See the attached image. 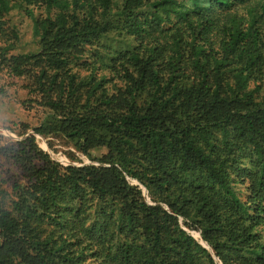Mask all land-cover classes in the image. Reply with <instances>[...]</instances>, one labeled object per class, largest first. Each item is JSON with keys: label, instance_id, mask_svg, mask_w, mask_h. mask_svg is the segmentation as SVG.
I'll use <instances>...</instances> for the list:
<instances>
[{"label": "trees", "instance_id": "trees-1", "mask_svg": "<svg viewBox=\"0 0 264 264\" xmlns=\"http://www.w3.org/2000/svg\"><path fill=\"white\" fill-rule=\"evenodd\" d=\"M13 83L0 264H264V0H0Z\"/></svg>", "mask_w": 264, "mask_h": 264}, {"label": "rangeland", "instance_id": "rangeland-1", "mask_svg": "<svg viewBox=\"0 0 264 264\" xmlns=\"http://www.w3.org/2000/svg\"><path fill=\"white\" fill-rule=\"evenodd\" d=\"M12 22L18 27L19 34H20V41L18 43V49L20 52H29L33 51L34 48V39L32 37V23L30 19L26 18L23 14H18L15 17H13ZM13 86L7 87V95L3 96L2 93L0 94V136L4 138V141L10 140V141H17L21 140L19 136L16 135V133L12 132L8 126L12 121H15L17 119V112L23 113L27 115L26 111L18 104V102H22V100L25 98V94L23 90L20 88L18 84L13 83ZM23 103V102H22ZM30 115V123L34 126L36 125V120L31 117ZM31 132V131H30ZM40 141L39 145L41 148L44 149V151H47L50 156L53 158L54 161L63 163V164H72L75 166H80L84 164L91 163L89 159L86 156H83L81 154H77L69 147H63L59 142H55V149L54 151L51 150L48 146V143L46 140L42 137H37ZM3 144V141L0 140V145ZM69 152H73L75 154V157H77V160L71 161L70 158L67 156ZM96 152H92V155L94 156ZM2 159L0 158V161Z\"/></svg>", "mask_w": 264, "mask_h": 264}]
</instances>
